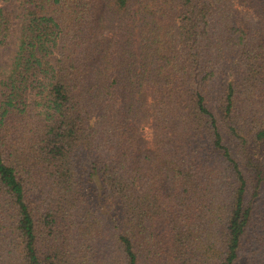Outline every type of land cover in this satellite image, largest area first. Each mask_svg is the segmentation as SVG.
<instances>
[{"label":"trees","instance_id":"obj_1","mask_svg":"<svg viewBox=\"0 0 264 264\" xmlns=\"http://www.w3.org/2000/svg\"><path fill=\"white\" fill-rule=\"evenodd\" d=\"M1 1L0 264H264V0Z\"/></svg>","mask_w":264,"mask_h":264},{"label":"rangeland","instance_id":"obj_2","mask_svg":"<svg viewBox=\"0 0 264 264\" xmlns=\"http://www.w3.org/2000/svg\"><path fill=\"white\" fill-rule=\"evenodd\" d=\"M1 3H2V1L0 0V4H1ZM96 117H97V115H96V114H93V115H91L90 120H91V121H94V120H96ZM151 132H152V129H151V128H147V129H145V135H146L147 137H151V135H152ZM228 145L232 148V152H233V154H234V155H235L240 161H243V162H244V166H245V160H244V158H243V156H242L241 147L238 148V146H236L235 143H234V145H232V144H228ZM246 151H251L252 154H253L255 157H258V156L262 155V152L260 151L259 147H257V146H249V149L246 150ZM234 152H235V153H234ZM260 152H261V154H260ZM254 153L257 154L258 156H256ZM249 191H251V189H249ZM262 195L264 196V187H263V189H262Z\"/></svg>","mask_w":264,"mask_h":264}]
</instances>
